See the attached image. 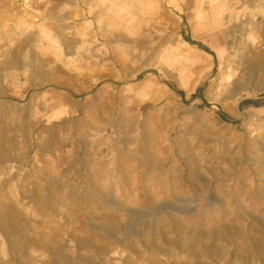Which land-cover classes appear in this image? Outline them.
Instances as JSON below:
<instances>
[{"label": "rangeland", "instance_id": "374dc122", "mask_svg": "<svg viewBox=\"0 0 264 264\" xmlns=\"http://www.w3.org/2000/svg\"><path fill=\"white\" fill-rule=\"evenodd\" d=\"M2 143L21 173L164 158L196 184L177 209L197 253L149 262L247 264L254 238L264 264V0H0ZM18 170L0 168V264H47L45 215L79 191Z\"/></svg>", "mask_w": 264, "mask_h": 264}, {"label": "crops", "instance_id": "0c3cea01", "mask_svg": "<svg viewBox=\"0 0 264 264\" xmlns=\"http://www.w3.org/2000/svg\"><path fill=\"white\" fill-rule=\"evenodd\" d=\"M4 147L0 144V168L15 165L18 175H44V190L79 191L60 199L61 216L54 211L45 215L41 251L50 256L47 264H149L161 255L197 253L196 217L177 209L196 205L195 196L181 199L182 191L196 192V184L186 188L181 170L164 167V158L151 166L141 161L118 167L102 160L93 166L89 159L75 167H30L21 173L24 157L3 155ZM29 184L42 187L40 182ZM5 228L0 224V236L8 239ZM14 244L8 246L12 254Z\"/></svg>", "mask_w": 264, "mask_h": 264}, {"label": "bare ground", "instance_id": "6f19581e", "mask_svg": "<svg viewBox=\"0 0 264 264\" xmlns=\"http://www.w3.org/2000/svg\"><path fill=\"white\" fill-rule=\"evenodd\" d=\"M235 227V226H234ZM252 227V226H251ZM224 228H225V226H224ZM237 229V228H236ZM231 230H233V229H231ZM212 232V231H211ZM241 233V232H240ZM217 234H218V232H217ZM218 235H220V233L218 234ZM207 236H208V232H207ZM233 236V235H232ZM222 237H223V235L221 234V236H219V238H221L222 239ZM248 236H246V238H247ZM204 238V237H203ZM254 239V238H253ZM253 239H251V241H250V245H248V246H250V249H248L246 252H242V257H243V259L244 260H247V264H251V257H252V254H257V253H259V250H260V244L258 243V242H256L255 240H253ZM218 240V239H217ZM228 240V239H227ZM229 242V241H228ZM227 242V243H228ZM230 245V244H229ZM232 245V244H231ZM247 246V245H246ZM227 247V246H226ZM246 248V247H245ZM223 249V248H222ZM229 249V248H228ZM218 250V249H217ZM224 250V249H223ZM230 250V249H229ZM214 251H216V250H214ZM220 252V251H219ZM239 252V251H238ZM213 253H215V252H213ZM223 254H224V251H223ZM240 255V254H239ZM221 256V255H220ZM236 256V254L234 255V257ZM241 258V257H240ZM260 259H262L261 257H259ZM264 258V257H263ZM220 261H221V258H220ZM255 261V260H254ZM263 261V260H262ZM218 263V262H217ZM227 263V262H226ZM201 264H203V263H201Z\"/></svg>", "mask_w": 264, "mask_h": 264}]
</instances>
